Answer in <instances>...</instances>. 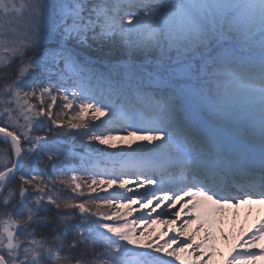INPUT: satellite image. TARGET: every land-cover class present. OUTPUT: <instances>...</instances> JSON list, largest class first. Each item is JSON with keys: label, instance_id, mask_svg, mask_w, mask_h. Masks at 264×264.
<instances>
[{"label": "snow or ice", "instance_id": "snow-or-ice-1", "mask_svg": "<svg viewBox=\"0 0 264 264\" xmlns=\"http://www.w3.org/2000/svg\"><path fill=\"white\" fill-rule=\"evenodd\" d=\"M0 142V264L205 255L229 207L264 204V0H0ZM133 175L187 209L162 245L103 211L139 201L83 191Z\"/></svg>", "mask_w": 264, "mask_h": 264}, {"label": "rangeland", "instance_id": "rangeland-1", "mask_svg": "<svg viewBox=\"0 0 264 264\" xmlns=\"http://www.w3.org/2000/svg\"><path fill=\"white\" fill-rule=\"evenodd\" d=\"M120 135L126 134L121 133ZM141 143H146V141H141L139 136L132 137L124 143L116 141L117 149L128 148L129 145L135 148ZM104 178L107 179L108 177L105 176ZM124 178L130 181L126 188H120L118 183L111 187L93 185L96 190L91 192V194H100L101 197L107 196L110 198H114L117 195L123 197L131 196L139 201L136 204H129L125 199L123 200V206H121L119 200L115 205L103 206L104 208L109 207L110 210L114 209L109 214H114L117 209L119 212H123L120 216H114V220L121 224H127L128 227L124 229L125 231L134 230L136 238L143 239L146 243L157 245L164 244L170 237L180 232L183 222L189 219V216L185 214L187 209L181 211L183 201L175 202L170 199H164L165 194L163 191H155L157 188L156 184H143L141 182L143 177H140L139 180L134 175ZM127 189H131V191ZM141 194L146 196L151 203L145 206V200L142 199ZM168 195L171 196V193ZM259 204L256 208H253V206L245 208V211H241L240 205L238 207H229L224 216L219 218L214 227H212L213 239L211 243L215 246L214 249H209V252L203 256L200 253L193 252L192 249L180 252V259L176 261V264H194L197 258H199L200 264H205V262L206 264H228V261L237 251L256 252L258 256L255 260L241 262V264H264V239L254 243V246L247 247L239 235L241 227L247 224L250 229L248 232L249 237L255 231V228L258 227L260 221L264 220V218L259 219L258 216L259 212L264 209V205L262 203ZM176 212H180V215L176 216ZM192 218L194 219L195 217ZM169 221H171L170 224L166 225L165 222L169 223ZM198 227V223L186 226L184 228L185 234L172 247H180V241L187 240L189 236L196 232ZM204 235V231L196 233V242L199 243Z\"/></svg>", "mask_w": 264, "mask_h": 264}, {"label": "bare ground", "instance_id": "bare-ground-1", "mask_svg": "<svg viewBox=\"0 0 264 264\" xmlns=\"http://www.w3.org/2000/svg\"><path fill=\"white\" fill-rule=\"evenodd\" d=\"M258 205H260L259 203H248V204H242L240 205V208H241V211H245V208H251V206H253V208H256ZM264 205V204H263ZM242 213V212H241ZM245 216V215H244ZM259 216V219H263L264 218V209L261 210L258 214ZM166 225H169L170 223L168 222H165ZM249 225H243L240 229V232H239V235L240 237L242 238V240H246L248 239V232H249V228H248ZM223 231V230H222ZM251 246H254V244H252ZM250 246V247H251ZM248 247V246H247ZM199 253V252H197Z\"/></svg>", "mask_w": 264, "mask_h": 264}, {"label": "trees", "instance_id": "trees-1", "mask_svg": "<svg viewBox=\"0 0 264 264\" xmlns=\"http://www.w3.org/2000/svg\"><path fill=\"white\" fill-rule=\"evenodd\" d=\"M33 103H35V101H33ZM61 104V101L58 99L57 100V106L54 108V111H57V110H59V105ZM68 112H72V111H74V109L73 110H67ZM21 123H23V120L21 119ZM11 130V129H10ZM78 141H79V138H78ZM3 147H6L2 142H0V148H3ZM102 147V146H101ZM116 150H118V149H116ZM109 151H113L112 149H110ZM62 191H63V194H67V190H58L57 191V194H62ZM83 191H84V193H85V195L86 196H99V197H101L100 196V194H96V195H94V194H91V193H89L88 192V190H87V188H84L83 189ZM114 210V209H113ZM113 210H110V208L109 207H107V208H104L103 207V211H105L107 214H109V213H111ZM122 213L123 212H119V215L118 216H120V215H122Z\"/></svg>", "mask_w": 264, "mask_h": 264}]
</instances>
